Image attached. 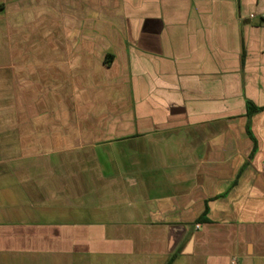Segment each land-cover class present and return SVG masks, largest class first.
Instances as JSON below:
<instances>
[{
    "label": "crops",
    "instance_id": "0c3cea01",
    "mask_svg": "<svg viewBox=\"0 0 264 264\" xmlns=\"http://www.w3.org/2000/svg\"><path fill=\"white\" fill-rule=\"evenodd\" d=\"M263 166L264 0H0V264H264Z\"/></svg>",
    "mask_w": 264,
    "mask_h": 264
},
{
    "label": "built area",
    "instance_id": "2783aa9c",
    "mask_svg": "<svg viewBox=\"0 0 264 264\" xmlns=\"http://www.w3.org/2000/svg\"><path fill=\"white\" fill-rule=\"evenodd\" d=\"M251 18H254V16H251ZM263 168H264V166H263Z\"/></svg>",
    "mask_w": 264,
    "mask_h": 264
}]
</instances>
